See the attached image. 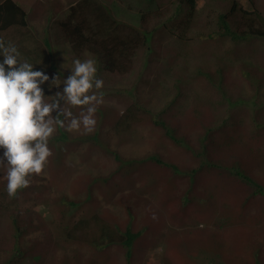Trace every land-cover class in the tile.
<instances>
[{"label":"rangeland","instance_id":"1","mask_svg":"<svg viewBox=\"0 0 264 264\" xmlns=\"http://www.w3.org/2000/svg\"><path fill=\"white\" fill-rule=\"evenodd\" d=\"M18 1L28 10L29 22L22 29L23 32L37 34L35 36L46 35V42L49 45L43 47L50 50L48 55H54L58 64L57 66L51 63L53 69H48V72L57 73L59 80H63L68 74L65 69H70L73 59L77 57H74L71 51L72 45L59 36V29L54 26L53 20L62 18L68 12L70 5L77 0ZM101 1L123 24L130 22L137 26L141 24L139 11L147 13L158 8V0ZM233 2L236 7L234 12L240 7L243 13L255 17L256 26L264 23V0H253V4L249 0H200L198 15L191 19L189 27L185 24L181 25L183 28L179 30L181 38L173 37L161 30L155 32L153 29L156 22L154 15L171 12V7L168 9L162 7L160 11L148 16L146 20L152 21L148 23L150 34L149 42L146 44L151 50L147 52L145 46L134 48L133 67L130 66L127 74L117 77H103L99 74L106 87L101 91L107 95V101L102 100V103L112 108L103 107L97 111L110 116L114 110L117 114L123 113L124 109L120 101L110 97L115 96L127 105L145 103L148 108L168 107L172 110L169 112L167 110L169 114L164 117L171 121L170 115L177 109L184 107L191 110L194 99L204 100L205 94L212 93L203 78L195 76L196 71L205 72L207 69L223 65V59L227 60L229 57L245 58L246 54L256 57L260 51L264 56V49H261L264 39L255 36L251 43L242 39L232 40L220 34L218 14L229 11ZM228 15L225 19L231 24L232 15L230 19ZM48 21L52 28L51 32ZM247 21L248 18L245 17V23ZM245 30H248L246 25ZM95 55L97 56L96 52L86 51L81 53L79 58L81 60L95 58ZM156 66L158 73H155ZM232 70L235 72V69ZM184 74V81L180 85ZM211 75L218 80L221 77L217 71H212ZM152 77L156 80L150 81ZM237 80L246 89L243 94L237 92L236 98L250 95L251 97L244 98L238 104L236 102V105L231 106L229 110L234 109L238 115L245 118L246 128L243 129V136L248 135L249 138L257 125L260 123L264 125V97L255 99L254 90L244 85L240 78ZM149 81L155 83L148 84ZM50 83L51 81L46 82V85ZM178 84L185 95L181 99L175 96V85ZM62 87L63 85L61 89ZM109 88L116 90H108ZM45 98L51 99L52 95H46ZM64 103L65 101H61L62 105ZM63 107L72 108L67 104ZM78 111L80 113V109ZM217 117L213 119L214 124H218ZM98 118L96 113L97 123L91 132H85L83 127L73 131L61 128L66 138L59 143H55V134L60 129L57 128L49 141L53 154L49 157L43 172L31 176L29 188L19 194L16 207H19L24 214L22 216L27 217L26 220L33 224L28 237L39 241L44 228L53 230V241L50 245L58 246V252H49L43 264H63L62 254L78 249L76 242L72 244L70 241L67 244L62 237L56 236V230L54 234V220L60 217L58 212L53 213L54 206H60L63 197L72 199L75 203L69 205L71 207L65 216L60 218V225L67 222L72 225V222L85 216L98 214L102 220L113 225L117 224L121 230L128 226L132 230H140V235L131 246L129 258L120 245L114 244L107 250L104 247L94 251L91 245L86 243L82 245L81 251H78L83 264H244L245 258L253 259L257 263L264 262V233L256 229L264 227L263 208L249 206L248 198H235V193L239 190L238 186L233 187L236 182L230 180L225 185L221 179L218 180L220 177L217 173L209 171L206 174L203 172V177L193 182H189L187 177L175 179L173 189L171 173L168 170L162 171L154 164L144 163V166L157 171V181L148 183L150 179L142 176L140 172L137 173L136 169H131L129 165L120 166L115 154L128 160L144 158L156 151L164 153L157 146L154 134L160 128L152 122L138 121L133 123L134 127L127 129L128 140L121 141L113 123L110 124L111 121L107 122V119L102 122ZM65 123L67 124V121ZM234 123L235 117L228 112L220 125L229 126ZM257 135L263 141L252 143L254 152H257L253 157H249L250 152H247L246 148L235 151L231 156L250 160L246 172L258 179L255 183L264 184V176L255 165V159L256 163H264V133L259 130ZM168 148L172 152L176 151L180 156L179 150L177 151L169 142ZM62 152L64 156L61 165L57 160ZM234 167L239 169L238 165ZM3 168L6 169V166L0 165V182L6 181V170ZM141 170L144 171V168ZM250 187L252 189L247 191L256 188L252 184ZM174 191L184 194L181 196V208L177 205L178 200ZM253 193H255L254 201L259 200L264 205V195H259L255 190ZM7 200L8 198L3 202L6 203ZM231 207H234L237 215L228 210ZM219 216L226 219L223 221L224 228L219 227L221 222ZM236 216L238 223L235 224ZM34 225L40 227L35 228ZM6 228L4 225L2 230ZM106 251L110 255H106ZM3 254L4 252L1 251L0 258ZM71 258L75 264L79 259L75 256ZM37 259L38 256L33 259L27 258L22 263L29 264Z\"/></svg>","mask_w":264,"mask_h":264},{"label":"trees","instance_id":"2","mask_svg":"<svg viewBox=\"0 0 264 264\" xmlns=\"http://www.w3.org/2000/svg\"><path fill=\"white\" fill-rule=\"evenodd\" d=\"M199 1L200 0H158V8L155 11H160L162 7H165V9L171 7V12L166 11L164 14L158 13L154 15L156 17V22L153 29L155 32L161 30L173 37L181 38V33L179 32V30L183 29L181 25L185 24L189 27V22H192L191 19L198 15ZM252 1L253 0H249V2L253 4ZM102 2L101 0H77L74 4L70 5L68 12L62 18L53 20V23L55 27H58L59 36L64 38L63 41H67L72 45L71 51L74 57L79 58L81 53L86 51L96 52L97 76L99 77V74H102L103 77H117V75L127 74L130 66L133 67L134 48L145 46L147 52L151 50L146 43L149 42L150 34L148 23L152 20L149 19V21H147L146 19L148 16L153 15L155 11H148L147 13L139 11L141 24L138 26L130 22L129 24H123L112 14L107 6L102 4ZM235 10L236 7L233 2L230 5L229 11L218 14L219 26L221 29L220 34L230 37L232 40L242 39L251 43H253L252 39L255 36L264 39V23L260 26H256L254 23L255 17H249L251 14L243 13L240 7L237 8L236 12H234ZM226 15L229 16V19L232 15L233 23H227L225 19ZM245 17L248 18L246 23ZM28 22V10L18 0H0V38L14 42L21 52L22 57L28 58L30 62L39 63L41 67H47L48 69H53L51 63L52 65L56 64L58 66L57 61H55L53 57L54 55H48L50 50L43 47V45H49V43L46 42V35L35 36L37 34L33 35L28 31L26 32L27 34L23 32L22 29L28 25ZM49 22L50 21L47 23L50 27L51 25ZM245 25L247 26V31L245 30ZM51 29L50 27L49 32H51ZM261 49H264V42ZM254 57V55L253 57L247 55L245 58L229 57L227 60L223 59V65L220 64L215 68L221 75L219 80L217 77L210 74L209 69L205 72L201 70L196 71L195 76L201 79L203 78L202 80L212 93L209 95L205 94L204 100L194 99V105L191 110H187L184 107L177 109L175 113L170 115L171 121H168L164 117V115L172 110L168 107L166 108L163 106L159 109L158 107L157 109L155 107L148 108L145 103H131L127 105L123 103L122 100L115 98V96H110L112 99L120 101L124 112L117 114L116 110H114L112 116H110L101 111H97L98 120L102 122H104V119H107V122L111 121L110 124L113 123L115 132L118 134L121 141L128 140L126 131H128V128L134 127L133 123L138 121L152 122L160 128V130L154 134L156 136L155 140L157 146L164 152L161 153L156 151L144 158L128 160L114 153L119 165H129L131 169H136L135 171L137 173L140 172L143 174L142 176L148 178V180L150 179L148 183L157 181V171L153 168L144 166V163L154 164L162 171L168 170L171 173L173 189L175 188V179L187 177L189 182H193L196 179L202 178L203 172L204 174H206V172L209 173V171L217 173L218 177H220L218 180L221 179L225 185L226 183L228 184L230 180L236 182L233 187L238 186L239 190L235 193V198H248V205H253L257 209L263 208L262 211L264 216V205L259 200L254 201L255 193H253V190H255L259 195H264V184L255 183L258 179L246 172L250 160L244 157L238 158V156L235 155L231 156L235 151L244 150L246 148V151L250 152L249 157H253L257 152H254L255 150L252 147V143H260L263 141V139L257 135L259 130L264 133V125L262 123L255 127V131L248 138V135L243 136V129L246 128L245 118L238 115L234 109L229 110L231 106L236 105V102L238 104L244 98L251 97L250 95L243 96L239 99L236 98L237 92L243 94L246 89L237 78H240L244 85L254 90L255 99L259 100L258 97H264V56L260 51L256 57ZM233 68H235V72H233ZM155 73H158L157 66L155 67ZM184 77L185 74L180 80V85H182ZM188 78L190 77L188 76ZM155 80L156 78L152 77L150 81ZM150 81L148 84L155 83ZM179 84L175 85V96L181 99L184 98L185 95ZM214 85L215 87H213ZM212 87L214 90H212ZM108 90L116 89L109 88ZM105 94L106 93L103 92V101H107V95ZM103 107L112 108L101 103L97 110ZM79 109V106H72L71 108L74 115L79 114ZM228 112L235 117V123L229 126H226V124L220 125V123L224 121V115L226 116ZM216 116H218V124H214L213 119ZM55 135V143L64 141L66 138L61 128ZM168 142L174 145L177 151L179 150L180 156L176 151L172 152L169 150ZM173 155H175V160H173ZM262 155L263 153L260 154V156ZM63 156L64 152H62V154L60 153L57 160L61 165ZM191 164L196 166H192ZM235 165H238L239 169L234 167ZM255 165L261 170L264 176V163H256L255 159ZM141 168H144V171H142ZM232 169L233 172H231ZM146 172L149 173L146 174ZM223 178H225V180ZM5 184L6 181L0 182V252H4L0 258V264H23L22 261L27 258L33 259V257L36 256H38V259L29 264H43L49 252H58V246L54 244L55 246L52 247L50 245L53 241V230L48 227L47 229L44 228L41 234V240L39 241H34L29 238L28 236L32 231L33 224H30L29 221L26 220L27 217L22 216L24 215L21 213L22 210L16 207L20 192H26V189L29 187L18 190L15 197L9 198L4 190ZM250 184L256 186V188L247 191L248 189H252ZM186 191H188V189ZM174 194H176L178 200L177 205L181 208V196L183 193L174 191ZM7 198L8 200L4 203L3 201ZM74 203V200L63 197V199H61V205L54 206L53 213L58 212L60 216L58 219L54 220V234L56 230V236L62 237L67 244L72 241V244L76 242L78 245L76 251H67L66 254H62L63 264H75L71 258H74V256L76 259L79 258L76 264H83L78 251H81L82 245L86 243L91 245L94 251L104 247H106L107 250L110 248L109 246L117 244L124 248L127 258L131 256V246L134 240L140 235V230H132L130 226L121 230L117 224L113 225L111 222L102 220L98 214H92L88 217L85 216L74 223L72 222V225H69L68 222L60 225V218L65 216L69 207ZM45 204L48 208L47 201ZM228 210L237 215L234 207ZM52 211L53 210L50 212L52 213ZM219 218H221L219 227L224 228L223 221L226 219L221 216H219ZM230 221L232 222V220ZM234 221L235 224L238 223L237 216L234 218ZM4 225L7 228L2 230ZM34 227L38 228L40 226L34 225ZM256 229L264 233V227L263 229L259 227ZM4 232L7 233L4 234ZM106 255L110 254L106 251ZM83 256L84 254L82 253V257ZM245 259L246 262L244 264H264V262L260 263L259 261L257 263L253 261V259Z\"/></svg>","mask_w":264,"mask_h":264},{"label":"clouds","instance_id":"3","mask_svg":"<svg viewBox=\"0 0 264 264\" xmlns=\"http://www.w3.org/2000/svg\"><path fill=\"white\" fill-rule=\"evenodd\" d=\"M215 68L209 69L210 74ZM65 70L68 74L59 80L57 73L22 57L14 42L0 38V165L6 166L4 190L9 198L27 188L31 176L43 172L53 154L49 141L57 128L83 127L91 132L96 126L104 87L96 59L74 58ZM61 101L79 106V115Z\"/></svg>","mask_w":264,"mask_h":264}]
</instances>
